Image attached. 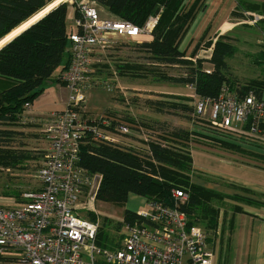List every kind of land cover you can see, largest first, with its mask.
<instances>
[{
  "label": "trees",
  "instance_id": "16d2710c",
  "mask_svg": "<svg viewBox=\"0 0 264 264\" xmlns=\"http://www.w3.org/2000/svg\"><path fill=\"white\" fill-rule=\"evenodd\" d=\"M53 1L0 0V41L45 10ZM91 1L114 17L138 27H144L150 18H157L150 35L151 41L136 43L139 50L145 53L149 61L148 66L152 67L151 71L144 69L153 81L193 87L198 100H215L225 88L238 99L250 92L258 98L264 94V69L261 79L243 83L231 78L228 60L235 55L236 48L226 40L228 36L223 35L215 42H207L206 48L212 49V53L205 57L198 55L204 39L198 42L190 56L181 50L184 38L197 14L205 8L203 0H194L190 3H187V0ZM237 3L238 8L246 2L237 0ZM70 7L75 8L76 18L78 12L74 5L61 4L0 49V127H6V130L0 128V169H21L36 159L31 151L14 146L19 132L8 128L33 124L24 112L44 93L47 82H60L59 76L68 69L70 37L73 33L68 25ZM250 10L256 11L255 8ZM237 13L236 9L232 15ZM105 68L110 71V67ZM168 68L180 71L179 76H169L165 72ZM116 69L121 77L128 75L140 77L143 70L138 65L129 64H116L115 72ZM56 72L59 74L54 77ZM188 101L193 102V99L173 98L175 103L153 104L158 106L155 108L158 113H164L163 108H166L164 106L189 110L185 106ZM145 130L149 142L141 143L143 146L140 148L132 149L117 143H97L91 139L81 146L79 167L90 176L97 175L101 178L97 201L123 207L132 196H135L144 199L145 202L155 200L173 207L175 205L173 191L182 190L186 193L187 199L180 205V209L187 215L189 226H201L202 222H208V225H202L207 234L215 233L220 227L221 209L225 205L222 203L225 199L238 204H261L250 197L227 196L206 185L193 183L189 132L158 122L154 123L152 129ZM223 146L229 150L244 152L245 155L252 154L230 144ZM256 155L264 159L263 155L257 153ZM246 192L250 193L249 190ZM214 201L220 202L219 209L212 206ZM23 202L21 199L20 204ZM235 211L240 212V207L236 206ZM123 216L120 226L138 220V215L129 210H125ZM111 240L101 228L97 244L109 250L118 248L110 243Z\"/></svg>",
  "mask_w": 264,
  "mask_h": 264
},
{
  "label": "built area",
  "instance_id": "2783aa9c",
  "mask_svg": "<svg viewBox=\"0 0 264 264\" xmlns=\"http://www.w3.org/2000/svg\"><path fill=\"white\" fill-rule=\"evenodd\" d=\"M64 3L74 5L78 12L70 37L69 66L59 76L68 90L67 106L46 118L29 119L41 125L47 145L38 172L40 188L24 193L19 207H0V264H215L210 235L199 226H189L180 209L187 199L182 190L173 191V207L155 200L145 202L138 220L125 225V238L118 248L97 244L99 224L89 215L95 211L101 178L79 167L80 150L88 139L111 144L118 140L83 116L91 89L112 92L115 87L96 73L104 66L94 57L115 43L113 37L142 43L141 38L150 37L157 18L138 27L105 17V10L91 0H56L55 5ZM193 105L196 116L209 115L207 120L219 130L236 133L254 146L249 149L264 153V94L258 98L250 92L238 99L225 88L217 99L196 100ZM101 121V128L110 132H130L127 123L108 116ZM142 142L149 139L145 136Z\"/></svg>",
  "mask_w": 264,
  "mask_h": 264
},
{
  "label": "rangeland",
  "instance_id": "374dc122",
  "mask_svg": "<svg viewBox=\"0 0 264 264\" xmlns=\"http://www.w3.org/2000/svg\"><path fill=\"white\" fill-rule=\"evenodd\" d=\"M193 1L194 0H187V3ZM212 1L216 3L217 0H211V3ZM54 2L56 3V0L52 3ZM207 2L208 0L202 1L205 6ZM244 2L246 3L237 8L238 3L234 2L233 5V0H222L221 7H215L214 13L220 15L222 23L219 24L220 26L215 25L214 28L211 29L207 35V39L203 40L204 44L200 52H198L199 57L207 56L208 52L206 51L210 49L206 48L207 42H215L218 37L223 35L228 36L226 40L236 48L235 55L228 60L232 74L231 78L243 83L254 79H261L264 69V0H242V3ZM231 8L238 10L237 15H231L229 13ZM251 8H255L256 11H251ZM103 15L105 17L113 16L107 11H104ZM215 17L216 16H214L213 21H215ZM74 20L75 8L70 7L68 25L72 30H76ZM217 20L218 19H216V21ZM192 33L193 32H189L188 35L185 36L181 45L182 50L186 52V54L188 52L187 49L190 48L192 44V41H190ZM8 36L0 42L2 46L5 42L10 40L11 37ZM112 39L115 43L110 45L107 50L105 49L106 52L103 50L101 54L96 55L94 60L95 62H102L101 66H104L102 67V72L96 73L103 79L110 81L111 84H114V90L108 92L100 88L91 89L85 104L83 113L84 118H87L91 125H99L102 133H112L111 136L118 140V144L130 147L136 146V141L143 143L142 141H144L145 136L146 139H148L145 129H152L155 122L165 123V125L169 127L185 130L191 134L189 138L191 146L189 149L193 159L191 172V181L193 183L206 185L218 193L227 196L239 195L252 199L257 197L251 190L242 187L244 185L236 184L228 179L230 178L228 176V171L224 170L222 164L219 163L226 162L230 163V166H242V168L250 171L252 168L257 169V167H260V172L264 174V159L263 157L258 158L256 153L251 150L254 146L248 143L250 141L239 138L236 133L235 136L219 130L207 120L209 115L206 117L196 116L194 105L191 101L185 104L189 110H177L164 106L166 108H162L165 109V112L158 113L155 109L158 107L154 105L155 102L166 104L175 103L173 102V98H185L187 97L185 95L190 94L189 92L191 91L183 90V88H179L180 86L153 81V79L148 77L145 73L147 71L144 69L147 68L151 71L150 68L152 67L148 66L149 61L146 59L145 53L139 50L137 44L128 39L117 37H113ZM149 40L150 37L141 38V42H148ZM196 42L200 41L198 40ZM193 52L194 51H189L187 55L190 56ZM116 64L138 65L142 67L143 70L140 72V77H131L130 75L121 77L118 75L117 69L115 72ZM105 66L110 67V71H108ZM165 72H167L169 76L174 77H178L180 74V71L171 68L166 69ZM58 74L59 73L56 72L54 77H57ZM114 74H117V78H115ZM93 79L99 81L94 77ZM67 97L68 90L63 84L57 81L47 82L45 84L44 93L30 105L29 109L24 112V115L34 114L37 116L32 118L39 120L46 118L52 113L64 111L67 106ZM62 99L66 101L65 108H63ZM105 116L129 124L130 132L128 135H121L115 130L110 132L109 129L101 128V120ZM137 125L142 127V131H138L135 128ZM0 128L6 130V127L2 126ZM8 129L19 132V135L14 141V146L16 148L29 150L36 157L35 160L30 161L27 163L26 167L21 169H0V207L16 208L21 206L20 203L24 193L35 191L40 188L38 172L47 145L43 133L41 132V125L39 124H22L21 126L9 127ZM223 144L237 146L238 148L252 152V154L250 153L249 156L245 155L244 152L240 153L236 152V150L226 149ZM245 189L249 190L251 193H247ZM235 192L237 194H235ZM226 200L229 202V199H225V201ZM225 201H223L222 205L226 204ZM259 201L263 203L262 199ZM219 205L220 202L218 201L212 202V206L215 209H219ZM242 205L247 204L243 203ZM93 207L96 212L94 211L91 213L89 218L98 221L99 231L103 228V231L112 239L110 243L113 244V246L115 245V247H119L125 238L124 233L126 227L120 226L123 222L124 211L129 210L138 214L144 209L145 203L142 198L132 196L123 207L99 201H96ZM82 215L87 217L84 213ZM202 223V225H208V222ZM202 225L198 226L205 231ZM231 226L232 222H230V224L229 222H225V228L226 230L229 229L230 234L231 231L233 232V226L232 229ZM217 232L218 235L216 234ZM208 235L213 237V241L216 244V241L222 236L220 227L215 233L210 232ZM228 250L229 248L226 251V257H228ZM216 255L217 250L215 251V260ZM221 264H223V259L221 260Z\"/></svg>",
  "mask_w": 264,
  "mask_h": 264
},
{
  "label": "crops",
  "instance_id": "0c3cea01",
  "mask_svg": "<svg viewBox=\"0 0 264 264\" xmlns=\"http://www.w3.org/2000/svg\"><path fill=\"white\" fill-rule=\"evenodd\" d=\"M234 2L237 3V0H233V5ZM221 5L222 0H217L216 3L215 1H212L211 3V0L209 3L208 0L204 10L200 11L197 14L196 19L194 20L190 30L188 31V33L193 32L192 37L190 38L192 44L190 48L187 49L188 52L193 51V49L196 47V45L198 44V42L196 41H200L202 39L206 40L208 37L207 35L211 31V29H213L215 25H219L222 23L220 15L214 13L215 7H221ZM234 11L235 10L231 8L229 13L232 15ZM214 16H216L215 21H213ZM216 19L218 20L216 21ZM147 38L149 37L147 36ZM151 39L152 38H150L149 41H151ZM1 47L2 46H0V48ZM179 88L191 91L189 92L190 94H187L185 96H187V98L193 99V102L198 100L196 98L194 89H192L191 87L180 86ZM65 102L66 101L62 99L63 108H65ZM193 102L191 103L193 104ZM34 116L37 115L29 114L26 117L30 119ZM135 144L136 146L134 147L140 148L143 146V144H141L139 141H136ZM253 152L264 156V153L260 152L258 149ZM219 163L222 164L224 170L228 171V176L230 177L228 179L235 182L236 184L244 185L242 187L251 190L252 193L257 196L254 197V199L258 201L262 199L263 203L261 202L260 205H242L234 203L233 200H229V202L227 200L225 201L226 204L221 209L220 217V222H222L220 223L222 236L216 241L215 244L213 241V237H211L210 235V241L214 250V263L221 264V260L223 259V264H264V174L260 172V167H257V169L252 168L250 171L242 168V166H230V163L226 162ZM235 194L237 193L235 192ZM236 206L240 207V212L235 211ZM225 222H229V224L230 222H232L233 232L231 231V234L229 229L226 230ZM216 234L218 235V232ZM228 248V257H226V251ZM216 250L217 255L215 260Z\"/></svg>",
  "mask_w": 264,
  "mask_h": 264
},
{
  "label": "bare ground",
  "instance_id": "6f19581e",
  "mask_svg": "<svg viewBox=\"0 0 264 264\" xmlns=\"http://www.w3.org/2000/svg\"><path fill=\"white\" fill-rule=\"evenodd\" d=\"M54 6H56L55 5V2L52 3L51 5H49L45 10L41 11L40 13H38L36 16H34L32 19H30L27 23H25L21 27H19L18 30L12 32L8 37H11L12 38L15 35L19 34L21 30H23L24 28L28 27L31 23L36 22V20H38L39 18H41L47 12V10H49L50 8H53ZM0 46H2V43H0Z\"/></svg>",
  "mask_w": 264,
  "mask_h": 264
},
{
  "label": "water",
  "instance_id": "95a60500",
  "mask_svg": "<svg viewBox=\"0 0 264 264\" xmlns=\"http://www.w3.org/2000/svg\"><path fill=\"white\" fill-rule=\"evenodd\" d=\"M55 7H57V6H55ZM54 7V8H55ZM54 8H50L49 10H47V12L41 17V18H43L47 13H49L52 9H54ZM41 18H39L38 20H36V22L37 21H39ZM36 22H33V23H31L28 27H26V28H24L19 34H21L23 31H25L26 29H28L31 25H33L34 23H36ZM19 34H17V35H15L14 37H12L9 41H7V42H5V44L4 45H6L7 43H9L10 41H12L15 37H17ZM3 45V46H4ZM2 46V47H3Z\"/></svg>",
  "mask_w": 264,
  "mask_h": 264
}]
</instances>
